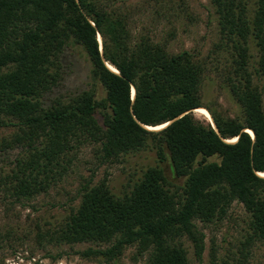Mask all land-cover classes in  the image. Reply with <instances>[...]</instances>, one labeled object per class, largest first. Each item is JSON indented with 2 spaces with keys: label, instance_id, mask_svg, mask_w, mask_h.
<instances>
[{
  "label": "trees",
  "instance_id": "1",
  "mask_svg": "<svg viewBox=\"0 0 264 264\" xmlns=\"http://www.w3.org/2000/svg\"><path fill=\"white\" fill-rule=\"evenodd\" d=\"M209 2L219 29L215 50L231 51L223 70L240 116L203 103V61L147 37L135 41L127 18L106 0H0V126L16 127L0 141V162L2 151L24 149L0 173L6 195L20 203L47 193L65 173L69 155L83 146L111 163L151 141L171 173L185 178L178 193L163 169L149 167L121 196L111 192L106 176L94 184L90 179L78 206L38 232L47 244H106L77 253L107 260L135 246L146 254L145 264H190L182 239L200 260L205 235L197 222L223 218L233 201L250 215L245 243L264 240V109L256 82L264 80V0ZM70 39L90 61L93 87L44 105L60 81V56ZM95 83L105 91L101 99ZM200 108L214 127L195 115Z\"/></svg>",
  "mask_w": 264,
  "mask_h": 264
},
{
  "label": "rangeland",
  "instance_id": "2",
  "mask_svg": "<svg viewBox=\"0 0 264 264\" xmlns=\"http://www.w3.org/2000/svg\"><path fill=\"white\" fill-rule=\"evenodd\" d=\"M110 9L125 16L132 38H150L166 43L171 53L189 50L206 66L202 84L204 104L231 117L240 116V107L230 94L225 80V66L231 51L215 50L219 40L217 16L209 0H106ZM101 44V38L98 37ZM61 78L45 95L44 105L55 98L69 97L90 89V61L80 45L70 39L60 56ZM262 90L264 109V80H256ZM97 99L105 96L100 83H95ZM200 120L209 121L194 112ZM96 118L101 123L100 112ZM210 122V121H209ZM16 127L0 126V141L9 139ZM24 152L22 147H10L1 152L0 173L8 172L15 159ZM166 153V150H165ZM212 159H216L213 157ZM149 167L163 169L172 190L180 193L185 178L171 173L168 159L161 160L151 141L141 150L121 155L116 162H101L93 146H83L69 155L66 171L47 193L20 203L14 202L0 188V260L4 264H145L146 254H137L135 246H127L115 259L103 256L83 258L78 251L88 247L105 248L106 244L77 243L73 245L47 244L38 232L60 224L71 208L80 201L81 188L92 179L96 183L104 176L116 196L127 193ZM250 215L243 205L233 201L226 215L210 223L197 222L205 235L201 259H197L190 241L184 247L190 264H264V240L246 244ZM63 253L56 260L48 254Z\"/></svg>",
  "mask_w": 264,
  "mask_h": 264
},
{
  "label": "bare ground",
  "instance_id": "3",
  "mask_svg": "<svg viewBox=\"0 0 264 264\" xmlns=\"http://www.w3.org/2000/svg\"><path fill=\"white\" fill-rule=\"evenodd\" d=\"M110 68H112V67H110ZM112 70L115 71L114 68H112ZM115 72H116V71H115ZM197 112L200 113V114L205 115L209 120H211V116H210L209 112H208L206 109H204V108H200V109L197 110ZM163 126H164V125H163ZM163 126H159V127H149V129H151V130L159 129V128L163 127ZM155 131H156V130H155ZM248 132L252 135L251 131H248ZM235 140H236V139H235ZM235 140H229V142H234ZM260 175H261V176H264V174H260Z\"/></svg>",
  "mask_w": 264,
  "mask_h": 264
},
{
  "label": "water",
  "instance_id": "4",
  "mask_svg": "<svg viewBox=\"0 0 264 264\" xmlns=\"http://www.w3.org/2000/svg\"><path fill=\"white\" fill-rule=\"evenodd\" d=\"M102 50V47L100 46V51ZM117 72V71H116ZM133 96H134V89H133ZM210 121V123H211V125L214 127V123L212 122V119L211 120H209ZM169 123V122H168ZM168 123H165V125L164 126H166ZM163 126V127H164ZM163 127H161V128H163ZM146 128L147 129H149V127L148 126H146ZM161 128H159V129H161ZM159 129H154V130H159ZM151 130V129H150ZM251 133H252V138L254 137V134H253V132L251 131Z\"/></svg>",
  "mask_w": 264,
  "mask_h": 264
}]
</instances>
